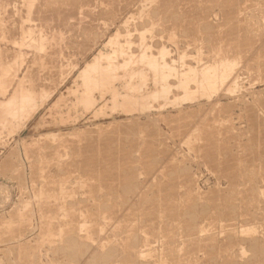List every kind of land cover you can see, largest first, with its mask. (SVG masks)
Returning a JSON list of instances; mask_svg holds the SVG:
<instances>
[{
    "label": "rangeland",
    "instance_id": "rangeland-1",
    "mask_svg": "<svg viewBox=\"0 0 264 264\" xmlns=\"http://www.w3.org/2000/svg\"><path fill=\"white\" fill-rule=\"evenodd\" d=\"M2 1L0 264H264V0Z\"/></svg>",
    "mask_w": 264,
    "mask_h": 264
},
{
    "label": "bare ground",
    "instance_id": "bare-ground-1",
    "mask_svg": "<svg viewBox=\"0 0 264 264\" xmlns=\"http://www.w3.org/2000/svg\"><path fill=\"white\" fill-rule=\"evenodd\" d=\"M4 1V0H3ZM2 1V2H3ZM164 1V0H163ZM221 1V0H220ZM244 1H246V0H244ZM171 2V1H170ZM218 2H219V0H218ZM230 2V1H229ZM240 2V1H239ZM248 2V1H247ZM223 3V2H222ZM1 4V3H0ZM45 4V3H44ZM169 4V3H168ZM212 4H213V1H212ZM216 4V3H215ZM247 4V3H246ZM165 5H167L166 3H165ZM164 5V6H165ZM170 5H171V3H170ZM242 5V4H241ZM214 6V5H213ZM235 6V5H234ZM233 6V7H234ZM166 7V6H165ZM224 7V6H223ZM232 7V8H233ZM235 8V7H234ZM237 8V7H236ZM241 8H242V6H241ZM146 9V8H145ZM231 9V8H230ZM88 10V9H87ZM224 10V9H223ZM222 10V11H223ZM176 11V10H175ZM174 11V12H175ZM229 11V10H228ZM232 11V10H231ZM240 11V10H239ZM53 12V11H52ZM153 12V11H152ZM225 12V11H224ZM234 12V11H233ZM48 14V13H47ZM63 14V13H62ZM67 14H68V12H67ZM168 14V13H167ZM170 14V13H169ZM224 14V13H223ZM234 14H236V13H234ZM43 15H44V12H43ZM50 15V14H49ZM173 15V14H172ZM65 16V15H64ZM231 17V16H230ZM235 17H236V15H235ZM67 18V17H66ZM85 19V18H84ZM79 20V19H78ZM153 20V19H152ZM167 20V19H166ZM145 21V20H144ZM151 23V22H150ZM152 24V23H151ZM156 25V24H155ZM219 26V25H218ZM232 32H233V30H231ZM8 32V31H7ZM237 32V31H236ZM80 35V34H79ZM229 35V34H228ZM233 35V34H232ZM235 35V34H234ZM119 36V35H118ZM231 36V35H230ZM236 37H238V36H236ZM230 38V37H229ZM232 38V37H231ZM230 38V39H231ZM234 39V38H233ZM228 41V40H227ZM232 41V40H231ZM251 42V41H250ZM252 44V43H251ZM229 45V44H228ZM220 48V47H219ZM232 48V47H231ZM234 49V48H233ZM243 49H244V47H243ZM226 52V51H225ZM232 52V51H231ZM249 54H251V53H249ZM248 54V55H249ZM223 55V54H222ZM232 55V54H231ZM219 56V55H218ZM217 56V57H218ZM226 56V55H225ZM236 56H237V54H236ZM252 56V55H251ZM230 57V56H229ZM250 57V56H249ZM213 57H211V58H209V59H212ZM250 58H252V57H250ZM254 58V57H253ZM252 58V59H253ZM94 59V58H93ZM232 59H233V56H232ZM235 59V58H234ZM246 60H247V58H245ZM223 60V59H222ZM251 60V59H250ZM99 61V60H98ZM232 61V60H231ZM237 61V60H236ZM72 62V61H71ZM218 62V61H217ZM217 62H215V63H217ZM220 62V61H219ZM249 62V61H248ZM252 62V61H251ZM253 63V62H252ZM260 63V62H259ZM97 64H98V62H97ZM242 64V63H241ZM249 64H250V62H249ZM100 65V64H99ZM213 65H215V64H213ZM251 65V64H250ZM206 66V65H205ZM220 66V65H219ZM249 66V65H248ZM252 66V65H251ZM210 67V66H209ZM221 67V66H220ZM85 68V67H84ZM204 68V67H203ZM219 68V67H218ZM224 68V67H223ZM92 69V68H91ZM116 69V68H115ZM217 69V68H216ZM221 69V68H220ZM241 69V68H240ZM262 69V68H261ZM203 69H201V71H202ZM204 70H205V68H204ZM206 70H207V68H206ZM209 70V69H208ZM219 70V69H218ZM226 70V69H225ZM232 70V69H231ZM230 70V71H231ZM242 70V69H241ZM247 70V69H246ZM245 70V71H246ZM86 71V70H85ZM92 71V70H91ZM101 71V70H100ZM140 71V70H139ZM138 71V72H139ZM211 71V70H210ZM217 71V70H216ZM215 71V72H216ZM240 71V70H239ZM250 71V70H249ZM254 71V70H253ZM88 72V71H87ZM97 72H98V69H97ZM96 72V73H97ZM102 72V71H101ZM141 72V71H140ZM206 72V71H205ZM226 72V71H225ZM240 72H242V71H240ZM247 72V71H246ZM263 72H264V70H263ZM203 73V72H202ZM218 73V72H217ZM230 73V72H229ZM236 73V72H235ZM238 73V72H237ZM85 74V73H84ZM83 74V75H84ZM87 74V73H86ZM100 74V73H99ZM179 74V73H178ZM185 74V73H184ZM207 74V73H206ZM206 74L204 75L205 77H206ZM219 74V73H218ZM222 74V73H221ZM225 74V73H224ZM246 74V73H245ZM255 74V73H254ZM96 75V74H95ZM104 76H105V73L103 74ZM102 74L101 75H99V79L101 80V78H102V76H103ZM180 75V74H179ZM188 75V74H187ZM202 75V74H201ZM208 75H209V73H208ZM250 75V74H249ZM85 76V75H84ZM89 76V75H88ZM91 76V75H90ZM101 76V77H100ZM112 76V75H111ZM191 76V75H190ZM218 76V75H217ZM228 76H229V74H228ZM235 76V75H234ZM95 77V76H94ZM106 77V76H105ZM188 77V76H187ZM202 76H200V78H201ZM255 77V76H254ZM204 78V77H203ZM217 78V77H216ZM230 78H231V76L228 78L229 80H230ZM192 79V78H191ZM211 79H213V78H211ZM215 79V78H214ZM220 79H221V77H220ZM226 79V78H225ZM232 79H233V77H232ZM25 80V79H24ZM92 80V79H91ZM182 80V79H181ZM207 80H208V77H207ZM216 80V79H215ZM215 80L213 81V82H215ZM227 80V79H226ZM98 81V80H97ZM103 81H104V79H102V81H101V83H102V85H103ZM193 81V80H192ZM199 81V80H198ZM202 81H203V79H202ZM225 81V80H224ZM258 81V80H257ZM99 83H100V81H98ZM176 82V81H175ZM183 82V81H182ZM235 82V81H234ZM237 82V81H236ZM253 82V81H252ZM98 83V84H99ZM100 83V84H101ZM181 83V82H180ZM202 83H204V81L202 82ZM220 83V82H219ZM255 83V82H254ZM96 84V83H95ZM95 84L93 85V86H95ZM97 84V85H98ZM100 84H99V86H100ZM109 84V83H108ZM191 84V83H190ZM198 84V83H197ZM196 84V85H197ZM213 84V83H212ZM217 84V83H216ZM223 84V83H222ZM232 84H233V81H232ZM236 84V83H235ZM244 84V83H243ZM105 85V84H104ZM203 85V84H202ZM207 85V84H206ZM204 87H205V85H203ZM190 87H192V86H190ZM207 87H208V85H207ZM187 88H188V86H187ZM213 88V87H212ZM217 88V87H216ZM185 89V88H184ZM198 89V88H197ZM209 89H211V88H209ZM229 89V88H228ZM200 90V89H199ZM206 90V89H205ZM212 90V89H211ZM25 91V90H24ZM27 92V91H26ZM114 92V91H113ZM194 92V91H193ZM188 93H189V91H188ZM233 93V92H232ZM226 95V94H225ZM230 95V94H229ZM25 101V100H24ZM1 114V113H0ZM1 116V115H0ZM173 116V115H172ZM176 116V115H175ZM166 117V116H165ZM186 120V119H185ZM185 122V121H184ZM219 122V121H218ZM216 124V123H215ZM177 126V125H176ZM168 127V126H167ZM207 128V127H206ZM163 132V131H162ZM179 138V137H178ZM191 138V137H190ZM183 144V143H182ZM193 144V143H192ZM91 160H92V158H91ZM151 160V159H150ZM231 162V161H230ZM92 163V162H91ZM90 165V164H89ZM94 165V164H93ZM93 165H92V167H93ZM90 167V166H89ZM89 167H86L85 169L87 170V168H89ZM182 168H184V167H182ZM90 169V168H89ZM107 173V172H106ZM125 173V172H124ZM112 174V173H111ZM171 175V174H170ZM104 176V175H103ZM108 178H110V177H108ZM112 178V177H111ZM254 179V178H253ZM107 180V179H106ZM109 181V180H108ZM142 183V182H141ZM257 183V182H256ZM41 184V183H40ZM241 184V183H240ZM37 187V186H36ZM183 187V186H182ZM127 188V187H126ZM121 190V189H120ZM123 190V189H122ZM77 191V190H76ZM38 193V192H37ZM103 193V192H102ZM42 197V196H41ZM50 198V197H49ZM131 198V197H130ZM147 198V197H146ZM68 199V198H67ZM172 203V202H171ZM117 204V203H116ZM197 204V203H196ZM202 204H203V202H202ZM124 206V205H123ZM172 206V205H171ZM231 206V205H230ZM102 207V206H101ZM107 207V206H106ZM169 207V206H168ZM167 207V208H168ZM125 208V207H124ZM175 208V207H174ZM127 209V208H126ZM129 209V208H128ZM127 209V210H128ZM231 209V208H230ZM132 210V209H131ZM130 210V211H131ZM118 212V211H117ZM116 212V213H117ZM122 212H125L124 210L122 211ZM128 212V211H127ZM185 212V211H184ZM19 213V212H18ZM114 213V212H113ZM130 213H132V212H130ZM187 213H188V211H187ZM127 214V213H126ZM133 214V213H132ZM152 214V213H151ZM200 214V213H199ZM204 215V214H203ZM112 216V215H111ZM114 216V215H113ZM113 216H112V218H113ZM116 216H117V214H116ZM134 216V215H133ZM158 216V215H157ZM130 217V216H129ZM131 218V217H130ZM115 220H116V218H114ZM234 219V218H233ZM124 220V219H123ZM194 220V219H193ZM102 221V220H101ZM108 221H110V218H109V216H108ZM126 221V220H125ZM116 222V221H115ZM118 222V221H117ZM116 222V223H117ZM123 222V221H122ZM128 222V221H127ZM111 223V222H110ZM114 223V222H113ZM155 223V222H154ZM129 224V223H128ZM116 226V225H115ZM110 227V226H109ZM132 227H133V225H132ZM137 229V228H136ZM192 229V228H191ZM112 231V230H111ZM128 231V230H127ZM112 233V232H111ZM128 233V232H127ZM137 233V232H136ZM133 234V233H132ZM110 236V235H109ZM134 236V235H133ZM125 237H126V235H125ZM245 238V237H244ZM256 242V241H255ZM88 243V242H87ZM169 244V243H168ZM87 245V244H86ZM133 245V244H132ZM190 245V244H189ZM198 246V245H197ZM88 247V246H87ZM152 250V249H151ZM168 250V249H167ZM249 250V249H248ZM166 251V250H165ZM250 251H252V249L250 250ZM78 252V251H77ZM109 252V251H108ZM95 253V252H94ZM247 254V253H246ZM251 255V254H250ZM72 257V256H71ZM109 260V259H108ZM100 261V260H99ZM216 262V261H215ZM243 262H245V261H243ZM240 263V262H239ZM87 264V263H86ZM89 264V263H88Z\"/></svg>",
    "mask_w": 264,
    "mask_h": 264
}]
</instances>
